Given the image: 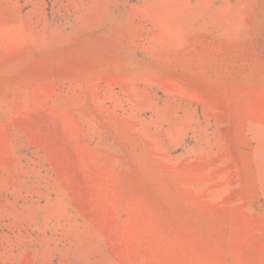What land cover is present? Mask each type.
Masks as SVG:
<instances>
[{
    "label": "rangeland",
    "instance_id": "rangeland-1",
    "mask_svg": "<svg viewBox=\"0 0 264 264\" xmlns=\"http://www.w3.org/2000/svg\"><path fill=\"white\" fill-rule=\"evenodd\" d=\"M0 264H264V0H0Z\"/></svg>",
    "mask_w": 264,
    "mask_h": 264
}]
</instances>
